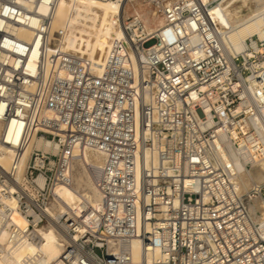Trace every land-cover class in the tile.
Returning <instances> with one entry per match:
<instances>
[{
	"label": "built area",
	"instance_id": "obj_1",
	"mask_svg": "<svg viewBox=\"0 0 264 264\" xmlns=\"http://www.w3.org/2000/svg\"><path fill=\"white\" fill-rule=\"evenodd\" d=\"M63 1L76 0H0V154L13 152L0 163V259L40 245L39 228L55 223L62 252L51 264L128 263L136 238L150 264H264L250 206L264 184L241 194L224 157L262 143L264 41L229 50L214 0H117L120 35L97 71L61 45ZM87 146L107 154L100 203L48 213Z\"/></svg>",
	"mask_w": 264,
	"mask_h": 264
},
{
	"label": "bare ground",
	"instance_id": "obj_2",
	"mask_svg": "<svg viewBox=\"0 0 264 264\" xmlns=\"http://www.w3.org/2000/svg\"><path fill=\"white\" fill-rule=\"evenodd\" d=\"M214 1L216 4L212 8V13L217 17L220 34L229 50L234 53L242 52L245 47L244 41L250 36L256 35L257 39L264 41V0ZM138 4L141 6L140 2ZM241 6L251 11L243 13ZM122 12L123 3L117 0H76L72 8L69 2L63 1L56 18V25L65 26L61 45L66 50L80 53L86 61L96 63V69L100 71L111 39L120 35L119 27L114 24V20ZM146 20L149 29H155L159 24L156 18ZM53 41L57 43L58 39L53 38ZM123 43L124 51L130 53L126 40H123ZM260 48L264 51V45ZM259 125L261 144L250 145L252 151L248 153L236 150L232 146L224 153V157L232 162L234 179L241 194L249 195L254 190L259 191L264 184V122L261 121ZM35 142L37 146L51 148L50 143L39 138H36ZM257 146L259 152L256 150ZM75 154L73 170L76 173L73 174V184L59 185L55 200L48 208V213L54 216L59 212L66 213L71 208L83 209L86 203L93 205L100 203L95 180L107 154L100 148L88 146L77 148ZM12 157L11 150L3 151L0 154V163L8 168ZM250 206L256 219L264 224V197L260 195L250 197ZM15 218L20 224L26 223L25 217L21 214L15 215ZM38 233L42 237L40 245L30 243L15 248L0 259V264H51L57 260L62 252V239L56 224L40 227ZM5 238L6 233H3L1 241ZM132 252V260L123 264H150L152 256H145L140 238L133 240Z\"/></svg>",
	"mask_w": 264,
	"mask_h": 264
},
{
	"label": "rangeland",
	"instance_id": "obj_3",
	"mask_svg": "<svg viewBox=\"0 0 264 264\" xmlns=\"http://www.w3.org/2000/svg\"><path fill=\"white\" fill-rule=\"evenodd\" d=\"M241 9H242L243 13H244V12H245V13H248V12L251 11L249 8H246V7H244V6H243V7L241 6ZM246 9H247V10H246ZM247 11H248V12H247ZM216 18H217V17H216ZM221 24H222V23H221ZM74 173H76V172L74 171ZM92 176H93V175H92ZM90 178L93 179V177H91V176H90ZM73 180H74V179H73Z\"/></svg>",
	"mask_w": 264,
	"mask_h": 264
}]
</instances>
